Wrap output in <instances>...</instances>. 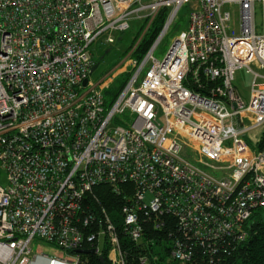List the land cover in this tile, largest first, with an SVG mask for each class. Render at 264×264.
I'll return each instance as SVG.
<instances>
[{"label": "built area", "instance_id": "obj_1", "mask_svg": "<svg viewBox=\"0 0 264 264\" xmlns=\"http://www.w3.org/2000/svg\"><path fill=\"white\" fill-rule=\"evenodd\" d=\"M184 6L186 29L156 58ZM162 10L161 31L133 59ZM134 21L145 26L128 56L92 81V44H114ZM126 66L105 105L104 89ZM241 69L252 76L248 102L234 86ZM262 134L264 0H0V264H84L76 252L87 250L128 264L122 240L142 245L139 215L149 213L176 219L182 237L168 245L177 264L191 263L190 245L242 244L250 218L264 217ZM101 185L123 197L119 222L106 215L85 239L81 202ZM34 241L52 254L33 251Z\"/></svg>", "mask_w": 264, "mask_h": 264}, {"label": "trees", "instance_id": "obj_2", "mask_svg": "<svg viewBox=\"0 0 264 264\" xmlns=\"http://www.w3.org/2000/svg\"><path fill=\"white\" fill-rule=\"evenodd\" d=\"M166 16V10L159 12L131 54L133 59L140 60L146 54L161 31ZM144 26L145 22L140 26L137 36L125 54L129 53L133 48L143 32ZM129 76L130 70L117 76L104 89L105 105L108 106L116 98ZM263 148L264 134H262L258 144V149ZM122 205L123 197L113 193L108 186H98L90 194H87L81 202V220L78 224L80 231L85 235V239L96 236L99 219L105 223L107 219L106 215H109L113 223L119 222V219H116V217L118 218V211ZM85 222L87 224L84 226ZM139 222L144 229L143 244L136 247L125 239L122 240V245L127 252L128 264H139L138 257L141 255L148 256L149 264L166 262L164 254L169 257L170 247L168 244L171 239L173 237L181 239L182 237L176 219L166 214L154 215L149 213L148 215L140 214ZM154 225L158 229H155ZM249 225L250 236L242 244L237 245L234 241L227 240L216 246L214 244H205L203 247H193L190 245L189 248L192 254L190 264H264V217L260 213H255L250 218ZM145 241L151 243L146 246ZM157 247H161L163 250H159ZM154 257H157V261L153 260ZM82 258L84 264H107L104 255V263L100 261V257L94 254H83Z\"/></svg>", "mask_w": 264, "mask_h": 264}, {"label": "rangeland", "instance_id": "obj_3", "mask_svg": "<svg viewBox=\"0 0 264 264\" xmlns=\"http://www.w3.org/2000/svg\"><path fill=\"white\" fill-rule=\"evenodd\" d=\"M231 12L234 22H236L238 16L237 9L233 8ZM188 16H189V8L188 6H184L178 15V18L175 20V24L170 27L167 35L162 39L156 51L154 52V56L156 58L161 59L168 50L169 46L171 45L173 38L180 31L186 29L188 24ZM255 23L257 27V33H260L261 24H262V14L259 5H256ZM141 25H142L141 21H134L128 31L124 33L115 34L114 37L116 41L112 45L105 43L104 36L99 37L92 44L91 50H92L93 59L97 63L96 68L90 77L92 81L97 82L101 80L104 76L108 75L111 72V70H113V68H115L119 63H122L124 61V59L130 53L129 52L125 54V52L132 45L133 40L137 36V33ZM128 69H129L128 66H126V68H123L124 71ZM254 69L255 71H258L256 68ZM251 84H252V76L247 74L245 69L238 70L235 73L234 86L236 87L237 91L239 92L244 102H248L249 100ZM248 144L253 148V144L251 142H248ZM183 154L189 156V150L187 148H184ZM0 185L2 187H7L6 175L1 168H0ZM101 245H103V243ZM158 249L163 250V248L161 247H158ZM32 250L36 251L37 253H45L48 255L52 254L51 246L46 245L44 243H38L36 241H34L32 244ZM54 254L56 257L58 256H62L63 258L66 257L65 254H62L60 251L56 250L55 248H54ZM164 257L166 258V262H162L161 264H177L173 262L170 259V257H168L166 254H164ZM168 261L171 263H169Z\"/></svg>", "mask_w": 264, "mask_h": 264}, {"label": "water", "instance_id": "obj_4", "mask_svg": "<svg viewBox=\"0 0 264 264\" xmlns=\"http://www.w3.org/2000/svg\"><path fill=\"white\" fill-rule=\"evenodd\" d=\"M80 252H82L83 254H91V253H92L91 250H87V251H77L76 253H80ZM100 261H101L102 263H104V261H103L102 258H100Z\"/></svg>", "mask_w": 264, "mask_h": 264}]
</instances>
